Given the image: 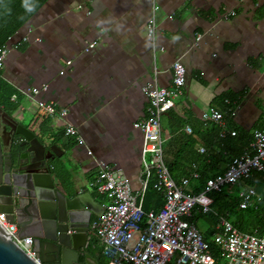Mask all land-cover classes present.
Listing matches in <instances>:
<instances>
[{"label": "crops", "instance_id": "1", "mask_svg": "<svg viewBox=\"0 0 264 264\" xmlns=\"http://www.w3.org/2000/svg\"><path fill=\"white\" fill-rule=\"evenodd\" d=\"M154 3L157 33L150 40L146 26ZM229 12L235 15L224 18ZM12 38L1 78L21 97L10 116L46 149L56 147L52 158L61 182L100 207L104 198L91 187L99 162L124 172L133 193L141 191L142 137L132 126L147 116L143 88L154 81L169 88L174 61L186 78L175 107L160 119L167 165L177 153L186 169L201 158L198 150L212 127L204 115L226 99L237 101L229 130H258L264 118V0H46ZM43 85L47 91L35 98L21 94ZM42 102H55L66 118L48 117ZM67 124L81 145L63 136ZM188 136L195 144L182 147ZM228 164L217 167L223 173ZM242 186L248 185L235 186L237 192ZM251 187L264 208V182Z\"/></svg>", "mask_w": 264, "mask_h": 264}, {"label": "built area", "instance_id": "2", "mask_svg": "<svg viewBox=\"0 0 264 264\" xmlns=\"http://www.w3.org/2000/svg\"><path fill=\"white\" fill-rule=\"evenodd\" d=\"M158 10L154 3L146 26L150 40L156 37ZM234 15V12H229L224 18L229 19ZM200 38L197 36L196 41ZM21 41H26V38L23 37ZM94 45L88 44L85 52ZM7 52L6 47L0 49V71ZM67 65L70 63L67 62ZM170 70L172 81L169 88L159 87L156 81L143 88L148 99L147 116L132 126L142 137L141 191L133 193L128 178L121 170L98 163V174L91 187L104 198V203L100 216L89 223L86 250L94 242L107 264H264V229L259 235L255 232L243 233L224 217L217 216L212 239L206 242L192 221L195 213L204 216L211 213L213 193L238 186L255 173L264 176V130H253L245 153L233 159L223 173L206 179L200 192L194 193L191 187V182L200 178L197 163H191L188 176L176 182L163 156V144L167 137L161 132L160 119L175 107L176 100L182 95L186 77L179 61H174ZM47 89L48 86L43 85L22 91L21 94L35 98ZM14 99L12 96L10 100ZM230 103L226 99L222 108L211 109L204 115L205 122L216 126L217 136L221 139L235 134L228 128V119L235 114L236 101L232 103L233 108L224 110ZM38 105L51 118L63 120L68 114L55 102ZM184 132L190 133V128L185 127ZM63 136L72 137L77 144H82L76 129L70 124L64 126ZM198 152L204 154V149L200 148ZM151 180L154 181L153 189L162 196V204L158 210L144 213L142 201ZM238 197L239 212L250 208L255 210L263 201L257 190L250 186H242ZM0 229L27 256L39 263L32 249V238H17V228L5 221L4 214H0ZM211 246L215 247V251Z\"/></svg>", "mask_w": 264, "mask_h": 264}, {"label": "water", "instance_id": "3", "mask_svg": "<svg viewBox=\"0 0 264 264\" xmlns=\"http://www.w3.org/2000/svg\"><path fill=\"white\" fill-rule=\"evenodd\" d=\"M54 151L0 108V214L15 225L17 238H32L39 260L0 229V264H97L86 233L102 208L61 182Z\"/></svg>", "mask_w": 264, "mask_h": 264}, {"label": "trees", "instance_id": "4", "mask_svg": "<svg viewBox=\"0 0 264 264\" xmlns=\"http://www.w3.org/2000/svg\"><path fill=\"white\" fill-rule=\"evenodd\" d=\"M45 2L46 0H28V5H35L33 11H28L25 0H0V49L6 47L7 41L41 9ZM12 96L15 97L13 101L10 100ZM20 97V94L1 78L0 71V108L2 111L11 115V113L17 109V100ZM229 101L231 102L230 105L226 106L224 110L228 109V107L233 108L234 105L232 103L236 101V98L230 99ZM259 124L261 125L258 126V130H264V118L260 120ZM211 126L212 127L204 138L203 149L204 151L208 149L207 156L200 154L199 156H201V158L192 162L199 164L200 172L199 180L191 182L194 193H198L202 190L206 179L219 173L221 174L217 167L220 161L223 163L227 162L228 164L233 159L241 157L251 142L252 131L237 130L234 132V136L226 135L225 138L221 139L217 136L216 126L213 124ZM194 144L195 140L193 136H188L182 147H192ZM212 147L215 150H211ZM182 158V154L177 153L175 158L168 164L170 174L176 182L189 174L188 169L182 165ZM59 167L57 174L59 179L61 178V180H63L64 178L61 177ZM245 182L251 187L256 183L264 182V176L255 173ZM153 183L154 181L151 180L142 201V211L144 213L150 210L156 211L162 204V196L153 189ZM212 198L214 201L211 206V213L205 215L212 225L211 231L208 230L205 235H203L206 242H210L213 224L217 216L224 217L226 221L232 223L240 232H255L257 235L262 233L264 229V208L258 205L255 210L250 208L243 212H239L237 210V203L239 201L238 194L236 197L232 196L229 188L220 193H213ZM200 216L204 217V215ZM211 249L215 251L214 246H211ZM87 250L89 254H96L99 264H107L106 259L102 256L100 249L94 242L89 245Z\"/></svg>", "mask_w": 264, "mask_h": 264}, {"label": "rangeland", "instance_id": "5", "mask_svg": "<svg viewBox=\"0 0 264 264\" xmlns=\"http://www.w3.org/2000/svg\"><path fill=\"white\" fill-rule=\"evenodd\" d=\"M14 40L13 38L11 40H8L7 41V44H6V48L9 50L10 49V44H11V41ZM23 119V118H22ZM227 189V188H226ZM225 189V190H226ZM237 188L234 186L230 189L231 191V195L236 197L237 196ZM193 224L196 228V230L201 234V235H205V233L209 230L211 231L212 229V225H211V222L209 221V219H207L205 216L202 217L200 216L198 213H195L194 214V217H193ZM210 239H212V236L210 237Z\"/></svg>", "mask_w": 264, "mask_h": 264}, {"label": "clouds", "instance_id": "6", "mask_svg": "<svg viewBox=\"0 0 264 264\" xmlns=\"http://www.w3.org/2000/svg\"><path fill=\"white\" fill-rule=\"evenodd\" d=\"M26 6L28 7V11H33L35 5H28V0H25Z\"/></svg>", "mask_w": 264, "mask_h": 264}]
</instances>
